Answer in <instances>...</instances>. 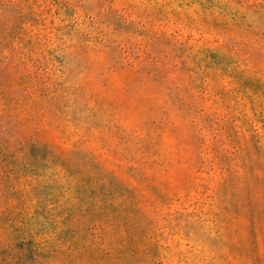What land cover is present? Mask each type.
I'll use <instances>...</instances> for the list:
<instances>
[{"label":"rangeland","instance_id":"rangeland-1","mask_svg":"<svg viewBox=\"0 0 264 264\" xmlns=\"http://www.w3.org/2000/svg\"><path fill=\"white\" fill-rule=\"evenodd\" d=\"M0 264H264V0H0Z\"/></svg>","mask_w":264,"mask_h":264}]
</instances>
